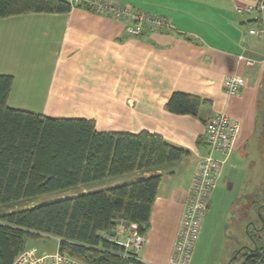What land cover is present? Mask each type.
Segmentation results:
<instances>
[{"label":"crops","instance_id":"0c3cea01","mask_svg":"<svg viewBox=\"0 0 264 264\" xmlns=\"http://www.w3.org/2000/svg\"><path fill=\"white\" fill-rule=\"evenodd\" d=\"M115 1L166 17L171 27L133 35L125 21L78 6L66 13L0 18V37L11 34L14 41L48 46L39 50V60L25 61L19 73L0 67V73L15 78L8 104L52 117L92 118L102 131L146 130L186 151L175 162L109 177L83 190L160 175L142 233L145 242L137 253L149 264H169L187 192L207 152V119L218 112L237 119L233 150L228 156L215 153L222 164L189 264L200 259L202 247L213 248L216 264L243 257L264 242V34L262 14L255 7L259 0ZM12 21L19 30L14 25L10 30ZM227 75L244 79L238 94L224 91ZM21 84H31L32 91L25 94L22 86L20 94L16 86ZM174 91L201 98L195 115L165 108ZM37 92L41 96L36 102L32 98ZM118 221L126 222L117 220L116 226Z\"/></svg>","mask_w":264,"mask_h":264},{"label":"trees","instance_id":"16d2710c","mask_svg":"<svg viewBox=\"0 0 264 264\" xmlns=\"http://www.w3.org/2000/svg\"><path fill=\"white\" fill-rule=\"evenodd\" d=\"M73 6L95 12L83 1L0 0V18L66 13ZM12 85L13 75L0 73V206L89 183L102 185L109 177L154 169L186 153L146 130L102 131L92 118L52 117L12 107ZM201 103L196 95L174 91L165 108L195 115ZM159 183L160 175L152 174L1 212L0 264H13L27 248V238L46 236L59 238L58 250L85 264H144L138 256H121V246L102 233H112L117 220L145 232ZM240 264H264V242L248 251Z\"/></svg>","mask_w":264,"mask_h":264},{"label":"built area","instance_id":"2783aa9c","mask_svg":"<svg viewBox=\"0 0 264 264\" xmlns=\"http://www.w3.org/2000/svg\"><path fill=\"white\" fill-rule=\"evenodd\" d=\"M86 2L97 13L109 15L125 21L129 33L139 35L144 29L150 31L168 30L170 21L163 16L140 11L132 6L120 4L115 0H75ZM256 9L261 12V33L264 34V0H259ZM237 11H241L240 8ZM242 57V56H239ZM247 63L252 64L251 60ZM244 79L236 75L224 77L222 85L228 95H236L244 84ZM239 130L237 119L218 112L210 116L204 129V141L207 146L206 155L199 161L195 177L187 192L180 225L173 242L169 264H189L191 255L199 236L201 222L207 210L210 196L216 185L222 161L215 156L219 153L228 156L234 148ZM102 237L121 246L118 253L126 257H137L138 251L145 242V236L138 232L133 223L118 221L112 233H102ZM57 242L59 238L54 237ZM139 258V257H138ZM144 263V262H143ZM13 264H85L61 253L57 248L49 253L32 255L30 250H24L17 255ZM144 264H149L145 262Z\"/></svg>","mask_w":264,"mask_h":264},{"label":"rangeland","instance_id":"374dc122","mask_svg":"<svg viewBox=\"0 0 264 264\" xmlns=\"http://www.w3.org/2000/svg\"><path fill=\"white\" fill-rule=\"evenodd\" d=\"M9 25H10V30L12 28L11 25L15 26L16 31L19 30V27L16 25V23H13V21H12V23H9ZM47 49H48V46L45 44L37 46V44H30L29 45L26 40H19V41L15 40L14 41L11 38V34H10V36L8 35L4 38H2V36H1L0 37V67H2V65L8 66L11 69H14V71H16L17 73H19L25 67V66H23L25 64V61L27 62V61L39 60L38 57H39L40 52L46 51ZM39 50H40V52H39ZM19 69H21V70H19ZM13 79L15 80L14 77H13ZM18 83H19V79H16L15 84L17 85ZM36 83H41V80L36 79ZM13 84H14V82H13ZM22 86H23L22 84L18 85V86H16V89L19 90L20 94L22 93L24 95ZM23 88L25 89V94H26V93L32 91L33 87L31 84H29V86L27 87V84H26L25 87L23 86ZM39 96H41V93L37 92L32 99L37 102ZM25 100L27 101V97L25 98ZM26 105H32V104H26ZM93 184L94 183H89L86 186L74 187V188H71V189H68L65 191H55V192H51V193H46V194H42V195H39V196L31 198V199L21 200L19 202L10 203L8 205H1L0 206V213L5 211V210L30 207L32 205L39 203V202L53 200V199H56L58 197L75 195V194L80 193V191L87 190L88 188H90L88 186H90V185L92 186ZM97 184H99V183H97ZM257 238H256L255 243L258 241ZM260 242H262V241L260 240ZM57 243L58 242L56 241V239L52 236H46V237L41 238V239H30V238L28 239L27 238L26 243H25L27 248L25 250H30L31 254L34 256L40 255L41 252L49 253V252L54 251L57 247L56 246ZM199 257H200V259L196 260V262H194L195 264H216L217 256H216L212 247H209L207 249L202 247V249L200 250ZM241 260H242L241 256H236L235 258L229 257V259L227 260L228 263H225V264H240Z\"/></svg>","mask_w":264,"mask_h":264}]
</instances>
